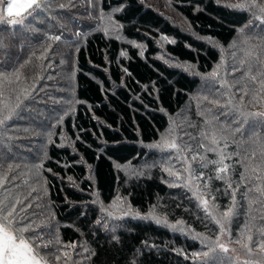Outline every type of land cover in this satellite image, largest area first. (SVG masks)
<instances>
[{"label":"trees","instance_id":"obj_1","mask_svg":"<svg viewBox=\"0 0 264 264\" xmlns=\"http://www.w3.org/2000/svg\"><path fill=\"white\" fill-rule=\"evenodd\" d=\"M170 2L191 32L202 38L212 37L224 46L237 39L238 26L250 23L246 12L232 10L214 0ZM47 3L51 5L49 9L30 18L23 26L0 25V71L10 76L11 83L4 85L6 89L19 91L25 85L23 88L30 90L43 79L47 73L45 66L54 59L73 64L75 103L61 126L69 144H60L58 129L42 163L47 197L62 225L63 242H82L96 253L94 256L88 253L86 264H193L190 255L198 245L152 222L131 220L128 225L131 231H117L123 245L110 242L105 231H96L94 221L98 210L92 201L97 194L104 204H110L121 191L135 210L147 213L166 205L172 218L198 225L191 219L188 198L179 203L170 200L171 188L158 177L123 186L116 164L136 162L142 155V146L160 139L169 127L170 117L182 111L201 85L199 78L158 58L156 39L162 35L174 39L175 43H167V53L195 66L202 75L212 72L220 62V53L174 27L161 12L140 0H131L133 7L117 14L115 19L123 24L127 39L145 45L143 55L138 48L107 37L102 31L86 34L81 18L86 15L97 20L101 7L107 13L116 6L117 0H47ZM60 4L65 7L60 8ZM78 31L85 33L81 40H74ZM52 35H61V40H50ZM66 40L75 43H66ZM261 42L264 46V39ZM52 53L55 58L51 57ZM260 55L264 57L262 47ZM125 68L130 75L123 71ZM14 72L19 75L18 80L12 75ZM240 119L245 121L246 128L226 141L230 159L225 163L230 165L229 173L225 180H216V166L211 164L209 175L213 179L209 190L224 211L232 204L231 190L225 191L227 183L235 186L244 172L246 183H240L237 191L233 223L241 231H252L264 240V195L257 191L258 187H264V173L260 171L264 168V154L259 150L264 141V117ZM2 149L0 145V153ZM2 159L0 155V162ZM49 168L52 172L47 171ZM201 171L206 177L202 166ZM134 250H142L143 255L135 254Z\"/></svg>","mask_w":264,"mask_h":264},{"label":"rangeland","instance_id":"obj_2","mask_svg":"<svg viewBox=\"0 0 264 264\" xmlns=\"http://www.w3.org/2000/svg\"><path fill=\"white\" fill-rule=\"evenodd\" d=\"M140 1L159 13L161 12L167 21L171 22L174 27L188 33L199 41L205 42L207 45L216 49L221 55L219 62L222 65L220 69L221 80L226 81L227 85L230 87H221V80L213 82L208 74H199L195 66L182 63L170 56L166 51V45L168 42L161 39V37L156 39L155 42V45L158 48V58L163 57L161 59L165 62L167 61L168 64L201 80L199 89L191 95L189 102L182 111L177 115L170 117V124L168 127V129L170 127L175 129L178 142L182 148H185L186 145L191 146V151L185 149V154L189 156L192 168L198 176L202 163H205L206 161H201L199 157H197L195 161H192L191 155L194 152L199 151L201 155L207 157V160H212L214 158L218 159L215 153L204 152V150L199 148V144L202 142L210 144V141L206 140L201 134L207 133L208 135H211L212 131L215 130L218 134H222L227 140H230L234 139L238 133L242 132V128L245 126V121L240 119L241 116L237 111V109L241 107L239 97L244 94L241 89L246 90L248 93V95L245 96L242 105L245 112L254 113L264 111V109H262L264 108V105H261L253 99V94L259 88L258 78L261 77V71H264V63L259 62L255 55H260L261 47L258 46H262L263 44L261 41L264 39V25H261V22L254 18L252 12H249L248 10L241 11L246 12L250 16L249 27L245 29L242 36H238L229 46H224L215 40L216 43L220 45V47H216L209 43L207 38L199 37L191 32L185 20L172 6L170 0ZM214 1L217 3V0ZM240 2H243V0H220L219 5L225 6L226 4ZM258 2H260V0H258ZM0 4H3V6L6 7L7 0H0ZM253 11H256L258 14L257 10ZM117 14L119 13L114 14V19ZM84 16V18H79H81L85 24L86 34L95 30L104 33L103 27L107 22H102L99 19V13L95 17L97 20H93L86 15ZM84 33L85 31L80 33L78 31L77 34L79 35L76 34L74 40H81ZM106 36L115 38L121 43L133 47L140 44L127 39L123 34V29L121 30L120 38H117L115 34ZM245 36L248 38L247 44L243 43ZM234 43L235 46L233 47L232 45ZM138 49L141 53V49ZM145 49L144 45L143 53L145 52ZM249 50L253 52L254 55H246V51ZM51 57L55 58L53 53L51 54ZM261 58L264 59L263 56H261ZM242 60L244 61L243 64L241 63ZM233 66L237 68V71H232ZM249 69H251L250 74ZM45 70L47 72L46 75L42 80L39 79L40 81L31 87L28 97L23 101V110L20 113L19 119H14V122L11 124L9 135L13 137V139L10 143L0 144L3 148L1 150V156L4 157L0 162V172H4L12 177V184L18 187L21 195L32 193L30 198L32 208L29 210V213L33 219L36 220L38 227L44 229L46 239L53 240V244L50 245L52 253L45 252L44 255H46L50 264H58L55 260L54 254H59L58 249L65 244L60 235V227L62 225L57 221L54 211L49 204L46 181L42 168L34 167V165L42 164L47 159L49 146L53 143L49 142L48 137L51 135V138L54 141L58 129L61 131L59 133V139L61 140L60 144L62 146L69 144L68 138L64 133L65 131L61 126L63 118L70 113L75 103V101H73L75 97V80L74 67L73 64L71 65L70 61L66 62V60L60 59L59 63L54 59V61L45 66ZM250 75H256L257 81L250 79ZM23 86L21 89H23ZM229 96L232 97L233 103L237 106L236 108H233L232 104L226 103ZM216 101H218V103ZM69 107H71L70 111ZM65 113L67 114L65 115ZM253 117L259 118L260 116ZM57 121L60 122L58 123ZM245 128L246 126L244 129ZM166 131L162 133L161 136L164 135ZM224 142V140H221L220 144L222 145ZM142 147V155L136 162L128 163L120 168L116 167L123 186H128L131 182L139 179L152 177H158L163 183L169 186L165 181L169 180L170 177L167 172L162 170V166L169 163L168 157L170 155L173 157L170 163L174 170L183 172V168L181 164L175 160V153H173L172 150L161 151L158 148H149L148 145H143ZM9 165L12 166L11 171H9ZM205 170L206 177L210 176L211 164H209ZM184 175L186 179L187 173H184ZM206 177L201 178L205 179ZM201 178L197 180V183L202 185L206 181H203V179L200 180ZM170 188L172 190V197L170 200L174 202L178 201L179 203L182 199L188 198L187 204L192 206L191 219L196 221L198 225L192 226L188 221L180 219L183 221V225L178 226L177 229H172L165 224L157 225L154 220L144 221L155 223L157 226L168 230L172 235L181 237L189 241L191 244L198 245L197 250L194 252L207 251V247L203 245L200 240L196 239V233L207 235L214 239L219 230L218 225H216L215 222L205 214L203 209L198 206V201L195 199L190 189L184 187ZM33 189H35L34 192ZM13 190L15 191V189ZM201 191L204 192L205 195L211 193L209 187L208 189L201 188ZM117 197H124L129 201L125 193L121 191L117 193ZM95 199L102 202L97 194ZM215 203L218 205L216 201ZM96 208L99 217L101 213L98 204H96ZM151 210L159 218H166L169 223H175L177 221V219L172 218L170 213L167 212L166 205H164V207L163 205H159ZM217 211L218 213L223 212L220 207ZM233 222L234 221L231 218V222L228 225L232 234L230 238L231 243L229 244V253H219L218 259H223L224 264H244L245 260L258 258L259 250L256 248V245L261 241V236H257L252 233V231L249 233L253 236V241L250 243V246L253 248L254 253V255H249L246 249L235 243V240L239 238V234L242 231L240 230V227L236 228ZM49 228L51 229L50 234ZM181 228H183V231L180 230ZM119 230L120 229L117 231ZM57 238H59V241L61 242L60 244L55 243ZM76 246V249L70 252L71 260L69 261V264H72V262H74V264H86L88 253L84 252V248H87V245L80 242L77 243ZM233 248H235L234 252L232 251ZM191 260L193 261V264H201V261L199 260Z\"/></svg>","mask_w":264,"mask_h":264},{"label":"snow or ice","instance_id":"obj_3","mask_svg":"<svg viewBox=\"0 0 264 264\" xmlns=\"http://www.w3.org/2000/svg\"><path fill=\"white\" fill-rule=\"evenodd\" d=\"M219 2L220 0H217L218 4ZM225 6L233 10H248L253 13L255 19L261 22V25H264V0H260V2H258V0H243V2L234 4L230 3ZM50 7L51 5L47 3V0H7L6 7L3 6V4H0V25L6 24L8 26H12L13 28L17 25L23 26L27 20L42 14ZM59 7L63 8L65 5L60 4ZM132 7L133 5L131 0H117L116 6L111 8L107 13L104 12L101 7L99 19L102 22H107L103 27L105 35L115 34L117 38H120L123 24L120 20L114 19V14H123ZM197 10H199V8ZM253 10H257L258 14ZM247 27H249V24L238 26L236 29L238 36H242ZM31 30L35 31L36 29ZM49 39L52 41H60L61 35H52ZM161 39L167 41L168 43H175L174 39H169L166 35H162ZM207 39L209 43L216 47H220V45H218L212 37H207ZM65 42L75 43V41L69 42L67 40ZM243 43H248V38L246 36ZM135 46L141 49V55H143L144 45L137 44ZM232 46L234 47L235 43ZM258 47L264 48V46ZM44 51L47 52L48 49L46 48ZM121 54L126 55L124 52ZM246 55H254V53L249 50L246 51ZM255 55L259 62L264 63V59L261 58V55ZM44 58L45 57L42 54L41 59ZM241 63L243 64L244 61L242 60ZM221 66V63H218L213 68L212 72L208 74V76L212 78L213 82L221 80ZM123 71L130 75L127 68L123 69ZM232 71H237V68L233 66ZM250 72L251 69H249V74ZM12 75H15L17 80L19 79V75L15 72ZM250 79L257 81V76L250 75ZM5 82L11 83L10 76L5 72L0 71V144L10 143L13 139V137L9 135L11 124L14 122V119H19L20 113L23 110V101L29 95L28 88H23L19 91L6 89L4 86ZM258 83L259 88L253 94V99L261 105H264V73H261V78ZM226 86L230 87L227 85L226 81L221 80V87ZM241 91L244 94L239 97L241 101V107L237 109L239 115L245 119L249 116L264 117V111L253 113L245 112L243 110L242 105L245 96L248 95V93L244 89H241ZM216 102L218 103V101ZM226 103L232 104L233 108L237 107L233 103L231 96L228 97ZM70 110L71 107H69V111ZM66 114L67 113H65V115ZM57 122L59 123L60 121ZM201 135L204 136L206 140H209L210 144L202 142L199 144V148L204 150V152L215 153L218 159L207 160L206 156L201 155V153L197 151L191 155V160L195 161L197 157H199L201 161H206L201 165L205 168L208 167L209 164L215 165L214 178L216 180H225L230 170V165L225 163V160L230 159V155L226 151L228 148V144L226 142L227 138L222 134H218L215 130L212 131L211 135H208L207 133H202ZM48 139L50 143L54 142L51 135H49ZM77 139H79V137H77ZM221 140L225 141L222 147L220 144ZM148 147L158 148L161 151L172 150V152L175 153L174 158L181 164L183 172L174 170L170 163L173 157L170 155L168 157L169 163L162 166V170L167 172L170 177V179L165 182L169 184V187H184L190 189L193 196L198 201V206L203 209L205 214L210 217L216 225H218L219 230L214 239L207 235L196 233V239L200 240L201 243L207 247V251L193 252L191 254V258L193 260L201 261V264H224L223 259H218V254L229 253L230 250L229 244L231 243L230 238L232 234L228 225L230 224L231 218L235 212L236 196L240 183H246L244 172L240 173V182L235 184V186L231 182L227 183L225 191L227 193L229 189L231 190L232 204L222 213H218L217 209L219 208V205L215 203L216 197L211 195V193L205 195L204 192L201 191V188L208 189L213 177L207 176L206 182L202 185L197 183L199 178L205 177V173L201 171L198 176L196 175L192 168V164L190 163L189 156L185 154V149L191 151V146L186 145L185 148L181 147L174 128L170 127L166 133L161 136L159 141L149 144ZM259 150L261 154H264V141L260 143ZM0 155H2V153H0ZM252 155L255 156V152H253ZM34 167L43 168V164L34 165ZM116 167L120 168L121 165L117 163ZM11 169L12 166L9 165V171H11ZM47 171L52 172V169L49 168ZM253 171H255V169H253ZM260 171L264 173V168H261ZM184 173H187L186 179ZM260 178V176H257V179ZM89 179H91V176H89ZM13 189H15V191ZM34 191L35 189H33V192ZM217 191L219 190L217 189ZM257 191L264 195V187H258ZM31 196L32 193L21 195L18 187L12 184V177L8 176L4 172H0V264H50L44 253H52L50 245L53 244V240L46 239L44 229L38 227L36 220L30 215L29 210L32 208V204L30 203ZM209 197L211 199V203ZM92 203L99 205V211L101 213V215L94 221L96 231L99 232L103 229L106 235L110 236V242H115L116 245L120 246L123 245V241L120 239V235L116 234L117 230L128 229V225L132 219L154 220L157 225L165 224L167 227L172 229H177L178 226L183 225L182 220H177L175 223H169L166 218L161 219L156 216L151 209L148 213L135 210L132 208L130 202L124 197H117L108 205L99 202L98 199H94ZM81 215H84V213H81ZM128 230L131 231V229ZM180 230L183 231V228ZM50 232L51 229L49 228V234ZM122 234L123 233L121 232V235ZM252 241L253 236L245 230L239 234V238L235 240V243L246 249L249 255H254L253 248L250 246ZM55 243H61L59 238L55 240ZM144 246L147 247L146 244ZM76 247L75 242H69L58 249L59 254L53 253L58 264H69V261L71 260L70 252L75 250ZM256 248L259 250L258 258L245 260L244 264H264V240H261L256 245ZM173 251L176 250L173 249ZM232 251L234 252L235 248H233ZM84 252L90 253L93 256L96 255V253L92 252L89 248H84ZM134 253L140 256L143 255L142 250H134Z\"/></svg>","mask_w":264,"mask_h":264}]
</instances>
